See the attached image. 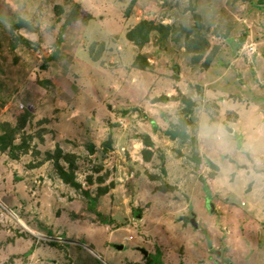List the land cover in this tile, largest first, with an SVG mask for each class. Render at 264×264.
I'll list each match as a JSON object with an SVG mask.
<instances>
[{"label":"rangeland","instance_id":"1","mask_svg":"<svg viewBox=\"0 0 264 264\" xmlns=\"http://www.w3.org/2000/svg\"><path fill=\"white\" fill-rule=\"evenodd\" d=\"M6 134L0 264H264V0H0Z\"/></svg>","mask_w":264,"mask_h":264},{"label":"trees","instance_id":"2","mask_svg":"<svg viewBox=\"0 0 264 264\" xmlns=\"http://www.w3.org/2000/svg\"><path fill=\"white\" fill-rule=\"evenodd\" d=\"M183 99H184V101L188 105H190V102H189V100H187V98H183ZM190 114H191V112H189L187 114V117L183 120V124H186V126H188V124H189ZM187 119H188V121H187ZM182 125H178V126L175 127L177 131H175V132H172V131L171 132H168L172 138H176V137L187 138L188 137L187 131H182ZM11 137H12L11 134H6L5 136H0V140H3V142H4V141H7V140H10ZM143 139H144V142L146 143V145H148V147H150L149 148L150 151H146L144 153V157H146V158L148 157V159H149L150 158L149 156L152 155L151 148L153 146L155 147V145L153 144L152 139H151V137L149 135H145L143 137ZM22 148H23V145L22 144L16 145V144L13 143V141H11L9 143V146L7 147V149H9V152L11 153V155H13V153H15V150H21ZM195 159H196V161L198 163H201V159H200L199 156H196ZM209 165L212 166L214 169H218L217 165L214 162L210 161V160H209ZM58 169L60 170L61 177H62V179L65 182L70 183L73 186H78L79 188L81 187L80 184H78L77 182H75V178H74V174L73 173L66 171L62 167H59ZM85 193H86L87 196H90V194H89L88 191H86Z\"/></svg>","mask_w":264,"mask_h":264},{"label":"water","instance_id":"3","mask_svg":"<svg viewBox=\"0 0 264 264\" xmlns=\"http://www.w3.org/2000/svg\"><path fill=\"white\" fill-rule=\"evenodd\" d=\"M187 130V126H186V124H184L183 126H182V131H186ZM191 224L195 227V228H198V222L196 221V218H192L191 220ZM117 248L119 249V250H123V245H117Z\"/></svg>","mask_w":264,"mask_h":264},{"label":"built area","instance_id":"4","mask_svg":"<svg viewBox=\"0 0 264 264\" xmlns=\"http://www.w3.org/2000/svg\"><path fill=\"white\" fill-rule=\"evenodd\" d=\"M251 51L255 53V49L251 47Z\"/></svg>","mask_w":264,"mask_h":264}]
</instances>
